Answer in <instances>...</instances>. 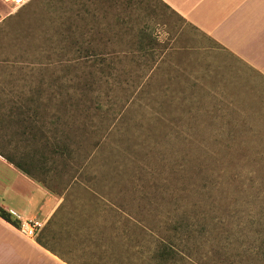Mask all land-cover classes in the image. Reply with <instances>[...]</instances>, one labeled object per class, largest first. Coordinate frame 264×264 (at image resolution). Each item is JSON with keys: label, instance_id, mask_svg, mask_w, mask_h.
<instances>
[{"label": "rangeland", "instance_id": "374dc122", "mask_svg": "<svg viewBox=\"0 0 264 264\" xmlns=\"http://www.w3.org/2000/svg\"><path fill=\"white\" fill-rule=\"evenodd\" d=\"M97 5L109 65L58 61L70 0H0V108L40 100L33 172L67 206L36 236L71 264H153L170 239L188 264H264V76L160 0ZM18 120L0 127L12 157L32 148ZM184 212L187 234L171 228Z\"/></svg>", "mask_w": 264, "mask_h": 264}, {"label": "crops", "instance_id": "0c3cea01", "mask_svg": "<svg viewBox=\"0 0 264 264\" xmlns=\"http://www.w3.org/2000/svg\"><path fill=\"white\" fill-rule=\"evenodd\" d=\"M161 1L264 76V0ZM64 199V192L47 189L0 155V205L20 222L32 220L46 226L65 212ZM67 215L66 226H70ZM56 249L45 237L25 236L0 217V264H71Z\"/></svg>", "mask_w": 264, "mask_h": 264}, {"label": "trees", "instance_id": "16d2710c", "mask_svg": "<svg viewBox=\"0 0 264 264\" xmlns=\"http://www.w3.org/2000/svg\"><path fill=\"white\" fill-rule=\"evenodd\" d=\"M106 1V2H105ZM70 0V10L73 9V12L69 15V21L67 23H63L64 26L61 27V29L57 33V40L55 41V44L53 48H58L62 44L65 45L67 48L64 51H62L59 55H56L58 58V61H69L66 64H69L70 62L73 63H86L89 61H93V63H104L106 65H109L112 63L113 59L110 57L113 52H109L107 50L99 49L96 42L97 40H101L100 35H103V32H106L108 30V27H103V24L110 25L107 20H101L100 16H94L95 12L93 10H96V7L98 6V3H106L107 8H104L103 11H107L112 9H118V8H124L128 12V8L131 7L133 0ZM161 1V0H160ZM164 3V2H163ZM165 4V3H164ZM93 5L92 9L88 8V6ZM166 5V4H165ZM168 7V5H166ZM92 11V12H90ZM91 14V15H90ZM131 17V14L128 13ZM96 19L97 27L95 30L96 40L93 37H87V25L89 21H91L92 18ZM121 22L123 24H127L128 21L125 19H121ZM126 22V23H125ZM110 27V26H109ZM115 35V34H114ZM135 37L138 39V49L142 50L144 48L143 40L147 39L149 43L154 40V37L150 36V33L147 32H140L135 35ZM109 38V37H108ZM106 41V39H105ZM104 41V42H105ZM93 43L96 45H93ZM69 49V50H68ZM64 52V53H63ZM115 53V51H114ZM70 54L68 57L67 55ZM66 57V58H63ZM51 59V58H50ZM57 59V58H56ZM52 61L48 60L46 64L50 65ZM49 66L45 67L48 68ZM52 83V82H51ZM50 83V84H51ZM42 83L40 82L37 86V90H42ZM40 101V100H39ZM38 98L36 99H29L27 102L22 104H13L11 105L7 111L2 110L0 108V127H3L7 118H13V116L18 117V123L20 127L16 131L17 137H24V139L29 143L28 146H32V148L28 151V154L26 155H20L17 157H12V155L5 154L0 149V155L3 156L8 162L12 163L15 167H17L20 171L25 173L27 176L37 180L38 176L35 175L33 172V169L36 168L37 165H39L36 160H34L33 156L35 155V152L38 151V145L39 142H42V137L45 138V133L43 129H41L40 125H37L36 115H38V112H36V103L39 102ZM36 102V103H35ZM32 103V104H31ZM32 110V112H30ZM23 116L24 119L19 118ZM26 117L29 121L28 126L26 123L23 124V122L26 121ZM14 121V119H13ZM3 123V125H2ZM42 123V122H40ZM46 145L47 141H46ZM51 151H58L55 148L51 149ZM207 158H210L212 153L208 151ZM203 154V156H205ZM206 157V156H205ZM215 158V157H214ZM43 185L42 180H37ZM73 182V181H72ZM65 186V185H64ZM48 188V187H47ZM50 189V188H48ZM53 191L52 189H50ZM210 190V189H209ZM199 214L202 216V214L199 212ZM0 217L5 219L6 221L10 222L15 227H20V220L13 216L11 212L6 210L4 207L0 205ZM194 218H196V224L198 225L197 232L200 233L201 227L205 228V225L203 223L201 224L200 219L198 218V214L196 212V215H194ZM190 219V215L187 214V212H184L182 216L179 219H175L174 224L171 226L173 230L176 229L182 233H189V230H187V227L189 226L188 221ZM191 224V223H190ZM199 230V231H198ZM38 243L41 245H46L44 242L41 241V239L36 238ZM168 240V239H167ZM154 253L149 257L154 262L153 264H188L187 262H184V258L181 254V251L178 250L174 244L173 241L170 239L165 242H159L158 246L155 250H153ZM263 255L261 257H264V251L261 252ZM140 260V259H139ZM262 261H264V258H262ZM152 264V263H150Z\"/></svg>", "mask_w": 264, "mask_h": 264}, {"label": "built area", "instance_id": "2783aa9c", "mask_svg": "<svg viewBox=\"0 0 264 264\" xmlns=\"http://www.w3.org/2000/svg\"><path fill=\"white\" fill-rule=\"evenodd\" d=\"M14 6H20L27 2L28 0H11ZM42 224L38 221L25 220L22 221L19 227L20 232L29 237H33L37 234Z\"/></svg>", "mask_w": 264, "mask_h": 264}]
</instances>
